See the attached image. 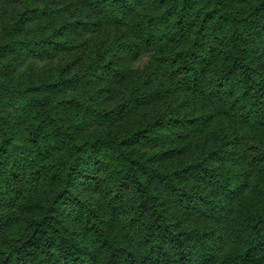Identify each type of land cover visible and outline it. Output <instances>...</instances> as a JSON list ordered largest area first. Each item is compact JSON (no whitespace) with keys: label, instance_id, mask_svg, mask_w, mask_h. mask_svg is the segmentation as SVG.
<instances>
[{"label":"trees","instance_id":"1","mask_svg":"<svg viewBox=\"0 0 264 264\" xmlns=\"http://www.w3.org/2000/svg\"><path fill=\"white\" fill-rule=\"evenodd\" d=\"M8 1L0 0V19ZM246 2L26 0L0 40V264H264V0L239 15L234 5ZM43 13L51 31L37 36L30 24ZM108 25L125 32L86 69L22 81L25 60L57 56ZM150 52L161 55L172 97L142 126L113 135L118 119L165 94H153L147 79L110 105L134 81L131 65ZM100 83L92 112L75 97L50 101ZM74 107L115 122L106 134L82 132L86 123L70 122ZM218 120L227 121L218 144L191 163H171L194 132ZM143 144L156 148L136 150ZM22 181L52 195L32 219L16 208ZM77 183L87 190L75 196ZM124 198L132 206L121 222ZM65 200L80 230L62 229Z\"/></svg>","mask_w":264,"mask_h":264},{"label":"rangeland","instance_id":"2","mask_svg":"<svg viewBox=\"0 0 264 264\" xmlns=\"http://www.w3.org/2000/svg\"><path fill=\"white\" fill-rule=\"evenodd\" d=\"M57 2L59 0H56ZM26 0H11L4 4L3 11L5 13L4 18L0 19V40L2 38V30L5 25L8 24L10 19L13 18V24L16 21L19 13L25 6ZM250 0H247V2L242 8L240 4L234 5L233 8L239 15H244L246 11L248 10V4ZM55 2H52V5H54ZM42 8V7H40ZM45 12L48 13V11L45 9ZM84 16L89 15L90 17L95 18V13L92 12L90 9H83ZM7 13V14H6ZM44 15V16H43ZM43 17L36 18L34 22H32L30 25L33 26V29L35 32H37V36L39 34L46 33L48 34L49 31H51L52 24L49 25L52 21L50 17H48L46 14H42ZM89 20H91L89 18ZM44 24L47 25V27H44ZM125 32L124 27H117V26H111L108 25L107 29H102L100 32H91L88 33L82 37H80L71 47L70 50L63 52L61 54H58L57 56H48L49 54L44 55V57L39 56L37 59H27L24 62H22L21 69L19 68L20 77L22 78V81H30L33 80V83H40L45 82L49 78L59 77L61 75H70L73 74V72H76V70L80 69H86V66L91 62H93L97 56V54L104 49H107L110 45V42L113 41L114 38L121 35ZM98 33V34H97ZM58 52V51H55ZM53 53V52H50ZM161 55L159 53L150 52L148 54H144L140 61L138 63L132 64L130 68H132L134 71L137 70V73L133 74V82L131 83V86L128 89V92H124L123 89L118 91L117 96L114 97L113 102L110 103L112 107L119 106L123 100L125 99L124 96L129 94V91L134 88L135 86H139L138 84H141V82H144L145 80H149V82L145 85V87L150 88L153 91V94H157L159 91H162L161 94H167V92L170 91L171 82L168 79H165V77H169V73L166 72L165 69H162L159 67L160 60L159 58ZM34 65V66H31ZM75 64V65H74ZM74 65V67H72ZM88 65V66H89ZM136 75V76H135ZM161 83H163L161 85ZM29 84L27 83H24ZM105 84H98L95 86H84V88L79 87L78 89H75L74 87L67 88L65 90V93L67 96H64V94H51L50 95V101L51 103L55 104L58 101L65 98H72L75 97V101H78L79 103H83L82 108H87L92 112V109L90 104L94 103L95 100L89 99V96L94 94V88L104 86ZM125 93V94H124ZM165 94L162 97H165ZM172 93L169 95H166V98L162 97H156L152 98L153 100L146 102L140 109L134 110L132 112H129L125 117H122L117 120L116 125L119 127L116 128V130L112 133L113 135L117 134L119 137H124L126 134H128L130 131L137 129L138 127L142 126L144 124V119L149 117V115L156 114L159 112L163 105V103L166 101L167 98H171ZM162 98V99H161ZM56 105V104H55ZM81 109L78 107H74L70 111V122L73 124H79V122L86 123L87 126H84L85 128H82V132L86 133H98V134H106L105 130L106 128L110 127L112 123L115 121L113 120H104L103 118H100L99 116H91L88 114H84L81 112L80 116L79 113ZM95 112V111H94ZM147 113V114H146ZM94 114V113H93ZM82 115V116H81ZM227 121L225 120H218L211 124V126L204 128L203 130H200L198 132H194L193 135H191L190 143L187 144L182 149V153H178L173 157L172 164L179 163H191L195 157L198 155L201 156V153L206 149L209 148L210 145L214 146L215 144L219 143V140L222 136V134L225 132L224 126L227 125ZM68 124V123H67ZM74 126V125H73ZM115 129V128H114ZM114 137V136H113ZM184 144V143H183ZM144 145V146H143ZM138 145L136 147V150L144 152H152L153 149L156 147L152 145L143 144ZM157 146L161 147V144H156ZM134 147H130L128 150H131ZM178 163V164H179ZM96 167V166H95ZM94 166L90 167V172L94 176H102L104 173V170L102 167L95 168ZM93 181L87 179V184H92ZM23 185V191L22 194L19 195L18 201L16 202V205L18 210H21V216H30L29 218L32 219V216L37 215L35 212L36 210L41 209V207H46L48 203L50 202L52 195L51 193H47L45 190V187H43L42 183H38L37 186L34 187L33 190L29 189L28 183L25 181H22L20 183ZM74 191L75 196L82 193V191L87 190V186L83 183H77L72 188ZM51 195V196H50ZM128 198H124L123 204L121 207H119V221L123 222L124 219L128 216V210L131 208L132 204L128 201ZM105 206H108L109 204L112 205V199L111 195H108L103 199ZM70 201H64L63 205L59 208L58 211V219L59 223L62 226V229L67 228L70 229V232H75L76 230L81 229V225L77 224L76 221L73 219L74 215V207L70 204ZM113 207V206H112ZM112 212H115L113 209ZM20 225V224H19ZM13 227V230L17 232L18 226ZM190 225V224H189Z\"/></svg>","mask_w":264,"mask_h":264}]
</instances>
